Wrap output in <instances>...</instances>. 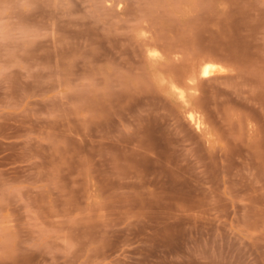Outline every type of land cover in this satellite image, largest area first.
<instances>
[{
	"label": "rangeland",
	"instance_id": "rangeland-1",
	"mask_svg": "<svg viewBox=\"0 0 264 264\" xmlns=\"http://www.w3.org/2000/svg\"><path fill=\"white\" fill-rule=\"evenodd\" d=\"M0 264H264V0H0Z\"/></svg>",
	"mask_w": 264,
	"mask_h": 264
},
{
	"label": "bare ground",
	"instance_id": "bare-ground-1",
	"mask_svg": "<svg viewBox=\"0 0 264 264\" xmlns=\"http://www.w3.org/2000/svg\"><path fill=\"white\" fill-rule=\"evenodd\" d=\"M212 67V66H211ZM211 67H209V66H206L203 70H202V75H204V76H207V75H209L210 73H212V72H214V70L213 69H211ZM213 68V67H212ZM215 69H216V67H214ZM218 69V68H217ZM216 69V70H217ZM218 73V72H217Z\"/></svg>",
	"mask_w": 264,
	"mask_h": 264
}]
</instances>
